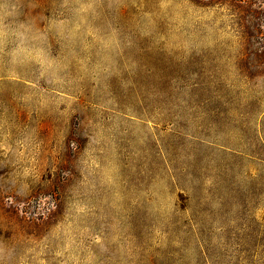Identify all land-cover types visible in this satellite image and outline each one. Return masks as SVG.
I'll return each mask as SVG.
<instances>
[{
    "label": "rangeland",
    "instance_id": "374dc122",
    "mask_svg": "<svg viewBox=\"0 0 264 264\" xmlns=\"http://www.w3.org/2000/svg\"><path fill=\"white\" fill-rule=\"evenodd\" d=\"M0 264H264V0H0Z\"/></svg>",
    "mask_w": 264,
    "mask_h": 264
}]
</instances>
